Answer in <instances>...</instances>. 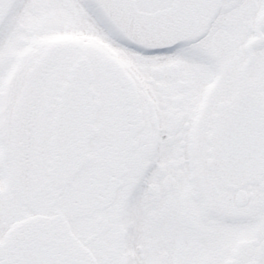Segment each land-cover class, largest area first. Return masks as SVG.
Masks as SVG:
<instances>
[{
	"label": "snow or ice",
	"instance_id": "obj_1",
	"mask_svg": "<svg viewBox=\"0 0 264 264\" xmlns=\"http://www.w3.org/2000/svg\"><path fill=\"white\" fill-rule=\"evenodd\" d=\"M0 264H264V0H0Z\"/></svg>",
	"mask_w": 264,
	"mask_h": 264
}]
</instances>
